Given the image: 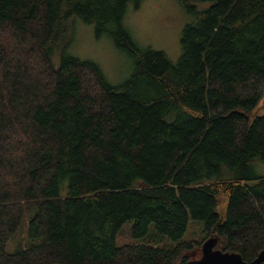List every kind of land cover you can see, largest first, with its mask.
<instances>
[{
    "label": "trees",
    "instance_id": "16d2710c",
    "mask_svg": "<svg viewBox=\"0 0 264 264\" xmlns=\"http://www.w3.org/2000/svg\"><path fill=\"white\" fill-rule=\"evenodd\" d=\"M140 1L0 0V264H185L211 236L246 262L264 248V0H177L192 21L175 63L132 44ZM76 20L133 57L127 80L67 55ZM189 218L202 242L181 240ZM128 221L170 244L116 246Z\"/></svg>",
    "mask_w": 264,
    "mask_h": 264
},
{
    "label": "rangeland",
    "instance_id": "374dc122",
    "mask_svg": "<svg viewBox=\"0 0 264 264\" xmlns=\"http://www.w3.org/2000/svg\"><path fill=\"white\" fill-rule=\"evenodd\" d=\"M203 7L205 4H197L199 11ZM191 21L192 17L177 0H141L136 6L133 3L127 5L122 26L138 50L150 48L163 52L171 62L175 63L181 52L182 31ZM67 55L96 65L106 82L112 86L123 83L134 72L132 56L119 50L108 34L97 36L93 25L79 20L74 23L73 41L67 49ZM254 113L256 115L264 113V98ZM254 172L258 176L264 175V165L255 163ZM132 226L131 221L121 226L115 237L116 246L145 242L160 243L164 246L170 244L167 238L156 235L152 225L149 226L144 238L134 239L131 235ZM26 228L27 221L23 219L14 236L6 244L8 253H15L23 243H27ZM203 229L200 221L189 218L187 230L181 240L202 242L205 237Z\"/></svg>",
    "mask_w": 264,
    "mask_h": 264
},
{
    "label": "water",
    "instance_id": "95a60500",
    "mask_svg": "<svg viewBox=\"0 0 264 264\" xmlns=\"http://www.w3.org/2000/svg\"><path fill=\"white\" fill-rule=\"evenodd\" d=\"M217 241V237H209L200 247L198 256L193 254V252L189 253V260L185 264H260L264 261V248L257 254L254 260L246 262L239 253L216 249Z\"/></svg>",
    "mask_w": 264,
    "mask_h": 264
}]
</instances>
